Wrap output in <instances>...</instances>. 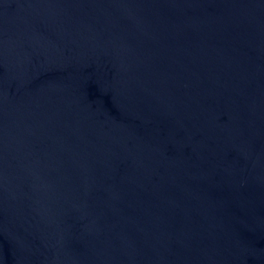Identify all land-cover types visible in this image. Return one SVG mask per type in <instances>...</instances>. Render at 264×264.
Wrapping results in <instances>:
<instances>
[{
    "label": "water",
    "instance_id": "water-1",
    "mask_svg": "<svg viewBox=\"0 0 264 264\" xmlns=\"http://www.w3.org/2000/svg\"><path fill=\"white\" fill-rule=\"evenodd\" d=\"M0 264H264V0H0Z\"/></svg>",
    "mask_w": 264,
    "mask_h": 264
}]
</instances>
